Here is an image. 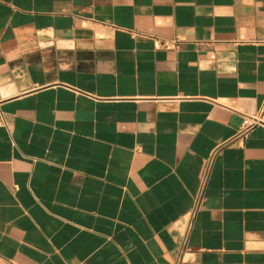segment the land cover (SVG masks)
Segmentation results:
<instances>
[{"label":"crops","instance_id":"1","mask_svg":"<svg viewBox=\"0 0 264 264\" xmlns=\"http://www.w3.org/2000/svg\"><path fill=\"white\" fill-rule=\"evenodd\" d=\"M263 97L264 0H0V264H264Z\"/></svg>","mask_w":264,"mask_h":264},{"label":"built area","instance_id":"2","mask_svg":"<svg viewBox=\"0 0 264 264\" xmlns=\"http://www.w3.org/2000/svg\"><path fill=\"white\" fill-rule=\"evenodd\" d=\"M264 114V97L262 99L259 111L257 116L255 117H243V124H242V128H241V132H245L247 130H249L250 128H252L253 126H257L260 124H263L262 122V116ZM198 199L196 200V203L194 205V208L192 209V218L195 217L197 211H198Z\"/></svg>","mask_w":264,"mask_h":264}]
</instances>
